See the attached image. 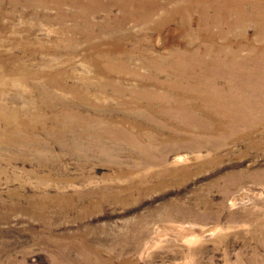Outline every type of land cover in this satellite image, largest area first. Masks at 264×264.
Listing matches in <instances>:
<instances>
[{"label":"rangeland","instance_id":"1","mask_svg":"<svg viewBox=\"0 0 264 264\" xmlns=\"http://www.w3.org/2000/svg\"><path fill=\"white\" fill-rule=\"evenodd\" d=\"M189 1L0 0V264H264V13Z\"/></svg>","mask_w":264,"mask_h":264},{"label":"bare ground","instance_id":"2","mask_svg":"<svg viewBox=\"0 0 264 264\" xmlns=\"http://www.w3.org/2000/svg\"><path fill=\"white\" fill-rule=\"evenodd\" d=\"M122 1H126V0H122ZM127 1H129V0H127ZM191 1L192 0L187 2L186 6L183 8L186 9L190 15H193L192 14L194 12L193 5H195L194 7H199L200 8V9H198L199 12L203 14V16L206 20L209 19L206 15L209 12L208 10H210V8L216 9V11H218L220 14L222 13L223 17L226 16L227 11L236 12L239 17H245V16H243L244 15L243 13L249 9H250L249 11H252L253 13H256V12H263L264 13V0H242V1H237L236 3L234 0H224V1L222 0L223 5H225V6H223V8L221 7L222 4L220 3V4H218L217 7L216 6L210 7L209 6L207 9L204 7L201 8V6H198L199 5L198 3L195 2V4H193ZM193 1H195V0H193ZM202 1L206 2V3L210 2L209 0L208 1L202 0ZM131 3H133V2H131ZM134 4L135 5H133V6L137 7L136 3H134ZM138 4H141V3H138ZM184 9H182L181 6L175 8L174 10L171 11L172 17L176 14L181 13L182 11H184ZM201 9L203 11H201ZM223 17H221L219 19L221 21H223ZM168 20H169V14H168ZM211 21H213V20L211 19ZM214 22H216V21H214ZM210 39H213V37L210 36Z\"/></svg>","mask_w":264,"mask_h":264}]
</instances>
